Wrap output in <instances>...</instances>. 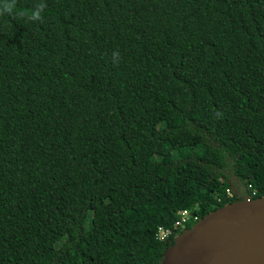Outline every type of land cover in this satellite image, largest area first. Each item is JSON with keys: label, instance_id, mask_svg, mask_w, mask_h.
<instances>
[{"label": "trees", "instance_id": "trees-1", "mask_svg": "<svg viewBox=\"0 0 264 264\" xmlns=\"http://www.w3.org/2000/svg\"><path fill=\"white\" fill-rule=\"evenodd\" d=\"M248 197L264 0H0V264H161Z\"/></svg>", "mask_w": 264, "mask_h": 264}, {"label": "water", "instance_id": "water-1", "mask_svg": "<svg viewBox=\"0 0 264 264\" xmlns=\"http://www.w3.org/2000/svg\"><path fill=\"white\" fill-rule=\"evenodd\" d=\"M161 264H264V197L208 213L176 237Z\"/></svg>", "mask_w": 264, "mask_h": 264}, {"label": "built area", "instance_id": "built-area-1", "mask_svg": "<svg viewBox=\"0 0 264 264\" xmlns=\"http://www.w3.org/2000/svg\"><path fill=\"white\" fill-rule=\"evenodd\" d=\"M227 195L232 198L233 197V193L231 192L230 189L227 190ZM190 221V212L187 211V210H184L182 213H181V219L176 223V226H185V224L187 222ZM158 233H159V238L161 240L167 238L170 234V231L169 230H166L164 229L163 227H160L158 229Z\"/></svg>", "mask_w": 264, "mask_h": 264}, {"label": "rangeland", "instance_id": "rangeland-1", "mask_svg": "<svg viewBox=\"0 0 264 264\" xmlns=\"http://www.w3.org/2000/svg\"><path fill=\"white\" fill-rule=\"evenodd\" d=\"M92 216L100 217L101 214H100V212L95 211V212L92 213Z\"/></svg>", "mask_w": 264, "mask_h": 264}, {"label": "clouds", "instance_id": "clouds-1", "mask_svg": "<svg viewBox=\"0 0 264 264\" xmlns=\"http://www.w3.org/2000/svg\"><path fill=\"white\" fill-rule=\"evenodd\" d=\"M21 15H24V13H21ZM37 18H38V14L30 17V19H32V20H35Z\"/></svg>", "mask_w": 264, "mask_h": 264}]
</instances>
